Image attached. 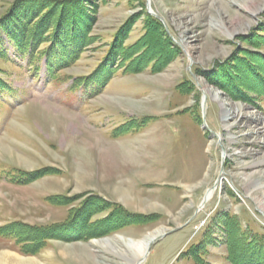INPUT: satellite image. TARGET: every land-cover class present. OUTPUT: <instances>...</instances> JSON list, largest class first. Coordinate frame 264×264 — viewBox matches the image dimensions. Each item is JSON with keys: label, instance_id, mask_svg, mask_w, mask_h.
<instances>
[{"label": "rangeland", "instance_id": "374dc122", "mask_svg": "<svg viewBox=\"0 0 264 264\" xmlns=\"http://www.w3.org/2000/svg\"><path fill=\"white\" fill-rule=\"evenodd\" d=\"M247 1L0 0L9 85L0 87V145L9 149L0 150V227L22 236L0 234V264H131L140 254L126 240L175 228L140 264H198L200 254L205 264H264V190L252 192L264 184V6H245L264 0ZM35 30L45 42L59 37L54 53L72 64L57 69L58 57L48 73L38 49L19 52L16 38L27 44ZM74 37L72 56L60 46ZM96 71L91 89L84 77ZM202 103L218 137L200 121ZM239 104V116H225ZM85 161L94 180L83 185ZM12 169L32 179L16 183ZM191 244L200 245L184 255Z\"/></svg>", "mask_w": 264, "mask_h": 264}, {"label": "trees", "instance_id": "16d2710c", "mask_svg": "<svg viewBox=\"0 0 264 264\" xmlns=\"http://www.w3.org/2000/svg\"><path fill=\"white\" fill-rule=\"evenodd\" d=\"M148 15H149V17L151 18V19H153L154 21H157L158 23H161L156 17H154L153 15H151V14H149V13H147ZM39 30H35L34 32H33V34L32 35H29V41H28V43L26 44V43H24L25 44V46H23L24 44L21 42V40H19L18 38H16V42H17V48H18V50H19V52H22V53H25V52H32V55H34L35 53H36V50L38 49V51L42 54V55H45V56H47L48 57V59H49V69L53 72L55 69H56V65L58 64V57H60V60L61 61H63V64L62 65H59L58 67H57V69L59 68V67H65V66H67V65H71L72 64V62L75 60L74 59V57L73 58H69V56L68 55H64L61 51L59 52L60 54L58 55V53L57 54H55L54 52V48H57L56 47V45H57V40H59L58 38L59 37H54L53 39H51L50 38V41L48 42V41H46L45 42V40H43V39H41V35H40V32H38ZM11 33V32H10ZM12 34V33H11ZM13 35V34H12ZM16 35V34H15ZM14 36V35H13ZM169 37V36H168ZM27 38H28V36H27ZM169 38H171V37H169ZM21 39V38H20ZM48 43V46H45L44 48H42V49H40V46H42V44L43 43ZM72 43H75V37H74V40L72 39V41H70V43H69V41L67 42V44H68V49L66 50V49H64L63 47H61L60 46V49L61 50H63L64 52H66V53H68V54H72V56H73V54H74V51L73 50H71V49H76V47H69V44H72ZM41 44V45H40ZM75 44H77V43H75ZM80 45H81V43H80ZM176 45V44H175ZM177 47H179L178 45H177ZM180 48V47H179ZM99 74V76L100 75H103L102 73H101V71L99 72V71H96L92 76H86V77H84V79H86V83L87 84H90V83H92L93 85H96L97 84V78H96V80H95V77H96V74ZM7 82H6V80L3 78V77H1L0 76V87L1 88H7V87H9L7 84H6ZM92 85V86H93ZM200 121H202V118H201V116H200ZM12 181H14V182H17V183H26V182H29L31 179H32V176H27V174H25V173H22L21 171H19V170H17V169H12ZM106 203H109V204H111L114 208H120V207H123L120 203H117V202H114V201H110V200H105V199H103ZM84 207L85 206H83L82 207V209L80 208V210H84ZM12 226V227H11ZM65 226V225H64ZM67 226H70V224H68V225H66V228H67ZM9 227H11V228H9ZM15 227H13V225H8V229H5L4 227H0V234H1V236H3V237H7V238H10V239H13L15 242H19V243H22V241H21V239H22V236L20 235V234H18L17 233V230H15L14 229ZM14 229V230H13ZM23 241H25V240H23ZM25 243V242H24ZM36 244V243H35ZM35 244H30V243H26V245H33V247H34V245ZM22 246V250L24 251L25 250V252L26 251H29V249L27 248V246ZM200 244H191L188 248H186L184 251H183V253H184V255H190V253H191V251H192V248L193 247H198ZM199 258H197L198 259V262H196V263H198V264H205V257L203 256V254H200L199 256H198ZM194 259V258H193ZM196 259V258H195ZM197 261V260H196ZM205 261V262H204ZM232 263L233 264H242L241 262H239L237 259H232Z\"/></svg>", "mask_w": 264, "mask_h": 264}, {"label": "bare ground", "instance_id": "6f19581e", "mask_svg": "<svg viewBox=\"0 0 264 264\" xmlns=\"http://www.w3.org/2000/svg\"><path fill=\"white\" fill-rule=\"evenodd\" d=\"M249 1V0H248ZM247 1V2H248ZM250 2V1H249ZM248 2V4H249V6H247L248 4H246L245 6L246 7H251L250 5H253V6H257V7H255V8H251L252 10H254V9H256L255 11H253L254 13H256V12H260V10L261 9H263L262 7L264 6V4L262 5V6H260V8H258L259 6L258 5H255V2H250L249 3ZM244 6V5H243ZM238 18V17H237ZM215 25V24H214ZM217 25V24H216ZM184 40H185V38H184ZM186 43H188V41H186ZM189 44V43H188ZM188 46V45H187ZM188 48H191V47H189L188 46ZM205 84V83H204ZM205 88H206V92L208 93V97H209V95L214 91H212L211 90V88H209L207 85H205ZM215 95H214V97L218 100V101H220V102H222L221 101V95H220V92H216V93H214ZM215 99V100H216ZM32 104H34V105H36V104H38V102L36 103V102H33ZM220 105H222V106H225V103H222V104H220ZM211 106V105H210ZM242 108H243V106L241 105V104H239L238 105V108L236 107H232L231 109H229L228 111H226V115L225 116H232V117H236V116H239L240 115V113H241V111H242ZM213 109V108H212ZM161 135H158V137L156 138V140L153 142V145H154V147H152L151 148V150L152 151H157L158 149H161V146H162V144H161ZM163 140V139H162ZM225 140H226V137H225ZM156 143L158 144V145H156ZM0 150H2V151H8V154H9V149L8 148H5V147H3L2 145H0ZM88 158V157H87ZM89 162V161H88ZM88 162H86L85 161V163H84V165L83 166H81L80 165V167L79 168H77V171H78V181L80 182V184H83L84 185V183H87V182H91V181H93L94 179H93V171H92V169H90V166L88 165ZM141 164H142V162H140ZM140 163H135V162H133V168H140L139 166H140ZM143 166V165H142ZM149 171V170H148ZM147 171V172H148ZM143 175H148L147 173H143ZM219 180H221V179H219ZM218 185H219V182H218ZM214 186V185H213ZM211 187V189H209V191H208V193H207V195L204 197V198H207V199H210V197L212 196L211 194L213 193V191L217 188H214V187ZM117 188V187H116ZM252 189H253V191L252 192H258V191H260V190H264V184L263 185H261V184H255V185H253V187H252ZM131 191V190H130ZM129 191V189H125V188H122V186H121V188H119L118 189V191H116L117 193H119V195H120V198H123V201H128V200H130V195H129V193H131ZM263 195H264V191H263ZM121 201V200H120ZM140 201V200H139ZM261 201V205L263 206V209H264V196H263V200H260ZM161 232H163V231H157V232H154L153 234H151V235H149L148 237H146L143 241H140V242H135L134 240H132V239H130V240H126L127 241V244H125L126 245V247H128L129 249H130V251L129 252H131V253H133L135 250L137 251V253H139L140 255L137 257V259H135V260H133L132 262H131V264H135V262L137 261V263L138 264H140L141 262H142V258H143V256L145 255L146 256V254H147V246L149 245V243L152 241V240H154L159 234H161ZM97 233V232H96ZM102 234H104V233H102ZM97 235V234H96ZM98 235L100 236V234L98 233ZM121 237V236H120ZM103 238V237H102ZM121 239V238H120ZM123 239V238H122ZM96 241V240H95ZM98 244H100V246H103V248L104 249H109V251L110 252H118L117 250H116V248H117V240L116 239H112V238H103V239H99L98 241ZM114 249V250H113ZM146 251V252H145ZM122 252H123V250H121V255L123 256V254H122ZM146 253V254H145ZM117 255V254H116ZM85 257V256H84ZM139 257H140V259H139ZM32 262V261H31ZM38 263V262H37Z\"/></svg>", "mask_w": 264, "mask_h": 264}, {"label": "water", "instance_id": "95a60500", "mask_svg": "<svg viewBox=\"0 0 264 264\" xmlns=\"http://www.w3.org/2000/svg\"><path fill=\"white\" fill-rule=\"evenodd\" d=\"M148 4H149V3H148ZM154 15H156V16L159 17L161 20H163L159 15H157V14H154ZM222 162H223V163L225 162V156H223ZM223 173H224V171H223V166H222V169H221V172H220V178L222 177ZM219 181H220V180L218 179V180L215 182V184H214V186H213L214 188H216V187L218 186V182H219ZM206 201H207V198H205V200H204V202H203V205L205 204ZM177 230H178V228H175V229H173V230L167 231V232H165L164 234H162V235L156 237L154 240H152V241L149 243V245L147 246V253H149L151 247L153 246V244H154L158 239H160V238L163 237V236H166V235L170 234L171 232L177 231Z\"/></svg>", "mask_w": 264, "mask_h": 264}, {"label": "built area", "instance_id": "2783aa9c", "mask_svg": "<svg viewBox=\"0 0 264 264\" xmlns=\"http://www.w3.org/2000/svg\"><path fill=\"white\" fill-rule=\"evenodd\" d=\"M199 229V227H197Z\"/></svg>", "mask_w": 264, "mask_h": 264}, {"label": "crops", "instance_id": "0c3cea01", "mask_svg": "<svg viewBox=\"0 0 264 264\" xmlns=\"http://www.w3.org/2000/svg\"><path fill=\"white\" fill-rule=\"evenodd\" d=\"M17 183V182H16Z\"/></svg>", "mask_w": 264, "mask_h": 264}]
</instances>
